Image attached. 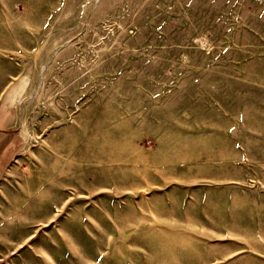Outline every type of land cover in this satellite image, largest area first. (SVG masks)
<instances>
[{
  "label": "rangeland",
  "instance_id": "374dc122",
  "mask_svg": "<svg viewBox=\"0 0 264 264\" xmlns=\"http://www.w3.org/2000/svg\"><path fill=\"white\" fill-rule=\"evenodd\" d=\"M0 264H264V0H0Z\"/></svg>",
  "mask_w": 264,
  "mask_h": 264
}]
</instances>
